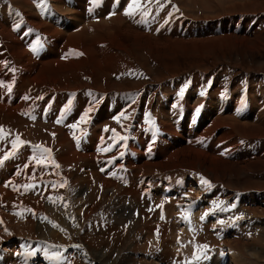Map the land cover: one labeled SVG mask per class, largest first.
<instances>
[{"label":"rangeland","instance_id":"1","mask_svg":"<svg viewBox=\"0 0 264 264\" xmlns=\"http://www.w3.org/2000/svg\"><path fill=\"white\" fill-rule=\"evenodd\" d=\"M108 1L94 0L88 5L83 0L75 3L83 9L88 18L97 19L99 22L106 16L114 18L116 15L114 9L111 11L105 9L104 5ZM144 1L143 7L149 8L153 14L149 18L152 22L157 10L155 4H163L171 10L167 14H172L169 17L166 14L167 18L165 17V22L169 20L165 27V30H171L169 35L189 39L188 33H193L195 29L188 31V26L184 25L182 29L186 30L180 35L177 30H182L181 18L194 23V27H197L198 33L201 34L206 28L213 26L214 30L206 31V35L197 38L206 41L205 47L210 50L191 51L185 49V46L177 47L173 43L174 48L170 46V49H173L171 54L158 58L154 57L148 48L123 47L112 54L109 70L102 71L97 69L98 66L89 63L83 67L78 65L72 72L62 73L58 78L60 82L55 87L51 85L46 87V83H41L39 86L41 88H36V91L24 93L26 105L19 110V119L11 121L16 122V128L9 125L5 119L0 121V159L7 156L8 160L5 162L8 165L11 162L14 164L12 166L10 164L12 168L9 166L10 171L6 174L10 178L0 180L4 191L5 189L13 191L11 178L19 172L17 196L10 194L6 198L5 192L2 194V198H6V204L12 202L19 204V218H17L19 232L16 234L7 232L3 236L6 240H3L0 246L7 253L12 250L17 258L22 255L21 261L17 260L16 264H26L23 261L25 256H32L30 264H44L45 261L47 264H62L66 257H70L76 264H85V255L93 258L92 264H114V261L115 264L131 262L133 264H238V262L234 263L232 253L245 256L243 264H264V219L260 214L256 219L251 215L247 204L245 203L246 207L243 205L244 199L249 200L253 195L251 193L256 191L261 192L260 199L262 203L264 201V154L260 155L264 150V139L241 143L234 151L229 152L227 159L239 160L243 163L248 158L249 166L239 168L235 165L227 173H220L218 167H214L216 169L213 175L219 180L217 183L212 182L200 171L192 172L191 179L188 178L190 176L187 173L178 172L179 175L177 172L172 173L178 176L174 181L172 180L174 184L183 187L185 185L187 188L191 186L187 191L191 190L192 194L197 193V196L199 190L205 191L206 195V190H211L212 187L207 196L213 198L215 194L213 199L217 201V209L207 205L200 207L204 215L200 218L202 223L196 227L195 237L198 240H195V244L198 245H195L194 251L189 248L190 244L180 247L170 237L172 235L170 233L166 234L169 236L166 249L162 240L155 236L152 237L153 246L150 249V244L147 247L146 244L141 243L145 239V233L125 229L127 222L118 215L119 209L111 208L118 201L116 197L111 196V191L119 184L117 183L119 178L127 183H124L125 189L155 188L153 187L155 181L148 178L150 170L146 166L142 168L138 162H133V152L122 151V144L128 142L131 144L137 141L134 139H138L140 134L142 136L145 132H152V128L143 127L148 123L147 115L152 111V108H149L144 120L138 123L140 127L137 133H131L134 131L137 113H140L141 100L146 98L148 106L162 107L165 104L172 107L175 94L173 92H179V94L187 93L186 104L192 103L193 94L196 91L195 95H197L198 91L194 83L201 84L199 89L204 93L212 90L216 82L224 84L225 89L238 88L239 91H243L253 83L260 91H264V0H193V3L197 4L196 7L192 6V2L185 6L181 0H142L139 7ZM206 1L214 8L203 7L205 3L207 4ZM229 1L243 6L239 11L234 12L233 9L230 10ZM225 7L229 8L225 9ZM126 10L127 8L122 9L121 13ZM238 21L239 23L243 21L237 30L246 33V39L231 38L220 42L219 37H228L234 33ZM154 24L159 25L157 22ZM36 33L41 36L44 32L39 29ZM64 33L65 36L73 38L75 32L68 30ZM166 37L170 36L166 35ZM210 44L216 45L212 47ZM198 45L202 46L201 43ZM27 57L29 59L28 55ZM9 62L13 63V68L10 66V69L14 71L16 77L32 67L31 60L27 63L15 58ZM36 72L34 71L33 74ZM109 80L115 82L114 84L124 91L121 89L120 92L102 91L99 86H106ZM66 85L69 90L60 89ZM50 88L51 90H48ZM236 93L228 92L224 95L232 98ZM41 94L44 96L39 100ZM0 96L2 100L0 104L8 106L7 109L14 108L19 102L12 97L6 99L9 93L0 92ZM121 102L128 103L127 107L132 109L131 114H127L120 107ZM90 108H94L93 112H85ZM18 142L19 147L16 146ZM44 149H49L50 152H45ZM48 158L50 161L42 164ZM87 176L91 178L83 181ZM168 177V175L164 176V178ZM203 180H207L208 183H203ZM132 182H135V185ZM194 182H197V186ZM86 187H88L87 191ZM254 187L257 188L255 192L252 190ZM223 191L231 198L221 202L217 194ZM132 201L127 200L123 204L124 211L121 214L129 212ZM51 204L55 208L58 204L57 211L56 209L55 212L49 211V209L53 211ZM258 206L262 209L260 204ZM219 209L225 213H216ZM0 212L3 214V209L0 208ZM56 216H59L58 221H63L64 232L55 230ZM224 217L229 218L230 221ZM210 224H213L214 229ZM10 226L12 223H9ZM24 227L25 230L34 228L31 235H27L29 232L24 231ZM182 230L180 232H183ZM121 231L125 234H118ZM111 232L116 233L112 235ZM32 237L45 239L48 243L47 247L38 249L39 240H31ZM184 240H180V243L182 244ZM235 240L242 242L238 249H232L233 245L226 242ZM144 246L150 252L143 253ZM230 249L234 251L230 253ZM160 254L162 256H159ZM170 254L171 258L168 257Z\"/></svg>","mask_w":264,"mask_h":264},{"label":"bare ground","instance_id":"2","mask_svg":"<svg viewBox=\"0 0 264 264\" xmlns=\"http://www.w3.org/2000/svg\"><path fill=\"white\" fill-rule=\"evenodd\" d=\"M75 1L79 2V0H0V92L3 94L9 93L6 99L12 97L14 100L19 101L12 109H7L8 106L0 104V121L5 119L9 125L16 128V122L11 121L17 118L19 119V110L26 105V100H24L25 96H23L24 93L27 94L28 91L33 92L41 83H46V87L48 85L55 87V85L59 84L60 81L58 78L62 73H70L78 65L83 67V65L86 66L87 63H89V65L98 66L97 69L102 71L109 70V64L112 62L110 58L113 53L115 54L117 49L123 47L132 48L133 46L137 48H148L153 53L154 57L158 58L171 54L173 49H170V46L173 47V43L177 47L180 45L185 46V49L188 48L191 51L210 50L205 47L206 41H200L197 40V38L200 39L204 36L203 34L206 35V31L214 30L213 26H209L201 34L198 33L197 27H194V23L187 20L185 21L184 18H181V29L184 25L188 26V31L195 29L192 31L193 33L187 32L189 34V39H183L182 36L176 37L169 35L168 33H170L171 30H165L169 20L165 22V17L167 18L166 14H169L171 10L167 8L168 6H164L163 4H155L157 10L154 14L155 19L152 22V20H149L153 15L151 10L145 6L143 7L145 1L141 4V7H139V3L142 2V0H116L117 3H115V0H109L105 3L104 7L108 11L114 9L116 15L114 18L112 16H110V18L106 16L102 21L97 22V19L88 18L83 9H81ZM83 1L88 5L94 0ZM181 1L185 6H188L190 2H192V6H197V4L193 3V0ZM228 4L230 10L233 9L234 12L239 11L243 6V4L233 3L231 1H229ZM203 7H210V9L214 8L209 2H207V4L205 3ZM126 8L127 10L121 13L122 9ZM228 8L225 7V9ZM126 12H131V15H126ZM171 14L172 13H170V15ZM170 15H168V17ZM206 19L210 18L206 17ZM155 22H157V24L159 23V25L154 24ZM237 23L238 25L234 29V33L228 37H219L220 42L231 38L240 39L243 37L246 39L247 34L239 32L240 29L237 30V28H240L239 25L243 24V21L240 23L238 21ZM80 25L82 26L81 28L78 27ZM39 29L44 32L41 36L36 33ZM68 30H73L75 32L73 38L65 36L64 32ZM185 30L186 29L183 28L177 31L180 35H183ZM166 35L170 37L167 38ZM198 43H201L202 46L198 45ZM215 45L213 44L211 46L214 47ZM33 47H35V51H33ZM15 58L27 61V63H29L30 60L32 61V67L19 73V77H16L14 71L10 69L11 67L13 68V63H8L9 60H14ZM34 71L37 72L33 74ZM114 83L115 82L109 80L106 86L103 87L101 85L99 88L102 89V91L110 90L120 92L122 88ZM193 85L198 90L197 95H195V91L192 97V101L196 105L193 102V104L190 102L186 104L188 96L185 97V94L187 95V93L181 95L179 92H173L175 94L173 95L172 107H169V105L166 106L165 104L164 106L161 105L162 107L157 105L148 106L146 104V98L141 100V102H139L141 103L140 113H137L134 131L131 133H137L140 127L138 123L144 120V116L147 115V110L149 108H152V111L147 115L148 123L144 124L143 127L144 129L152 128V132H145L142 136L140 134L138 139H134L137 141L131 144H129V142L122 144V151L126 152V150H129L128 152L134 153L132 157L133 162H138L142 168L146 166L150 170V176L148 175V178L155 181L153 185L155 188L149 190L147 188L125 189L124 185L127 183H125L122 178H119L117 180L119 184L113 187L111 191V196L116 197L118 201H116L111 208L116 207L119 209L118 215L123 217L127 222L125 229L128 231H141L145 233V239L142 240L141 243L146 244V246L150 244V249H152L153 246V236L157 239L160 238L163 247L166 249L168 245L167 239L169 238L166 234L170 233L172 234L170 237L173 238L176 244H179L180 247L181 245L186 246L190 244L189 246L191 247L189 248L194 251L195 245L197 244H195V240H198L195 237L196 227L199 223H202L200 222V218L204 215L200 207L207 205L213 209L215 207L216 209L218 208L216 204L217 201L213 199L215 194L213 198L207 196L208 193L211 192L212 187H210L211 190H206V195L205 191L199 190L198 196H202L199 198L197 193L195 195V193L192 194L191 190L187 191L191 186L187 188L185 185L183 187L179 186L177 183L174 184L172 180L174 181L178 176H174L172 173L182 172L190 176L192 172L200 171V173H204V176L211 179L212 182L217 183L218 179L216 180V177L213 175V171L217 167L220 173H227L235 165L239 168L249 166L248 158L245 162L243 161V163L241 161L239 162V160L231 161L227 159L226 157H228L229 152L234 151L241 143H249L251 140L260 141L264 139V91H260L257 85L252 83V85H248L243 91H239L240 89L238 88L229 89L227 87L225 89L224 84L216 82L214 88L207 93L199 89L201 84L194 83ZM259 85L261 84L259 83ZM67 88L68 86L66 85V87H61L60 89L69 90ZM48 90H51V88ZM228 92L230 94L238 93L231 98V96L224 95ZM41 95L39 100L44 96L43 94ZM19 96H21L22 99L19 100ZM171 96L172 95H170V98ZM1 102L0 96V103ZM127 106V102L125 104L121 102L120 104V107L125 110L127 114H131L132 109ZM93 109L94 108L87 109L85 112H93ZM89 117L90 115L87 116V118ZM16 146L19 147V142ZM261 152L260 155H263L264 150ZM49 158L42 162V164L48 163L50 161ZM5 160H8V158L0 159V180H7L10 178L7 177L6 174L10 171V167L14 165L11 161V166L10 164L8 165ZM111 163L113 164V162ZM15 174L16 175H13L11 178L13 191L6 189L4 191V187L0 181V208L3 209V214L0 212V245L3 240H6L3 236L6 235L7 232L11 231L12 234L19 232V219H17L19 218V204L13 202L11 204H6L5 202V199L8 198L10 194L14 197L18 194L16 192L18 190L19 172ZM165 175L169 177L164 178ZM90 178V176H87L85 179H82L83 181L86 179L88 181ZM114 178L115 177H113V179ZM188 178L191 179L192 177L190 176ZM132 183L135 185V182ZM194 185L197 186V182H194ZM87 189L88 187H86V191ZM252 190L255 192L257 188L254 187ZM3 192H5V199L2 198ZM81 192L83 193V191ZM260 193L258 191L251 193L253 194L252 197H250L249 200L244 199L243 202L244 206L245 203L247 204V208L252 213L251 215L256 219L258 214L264 219V201L262 203ZM217 196L221 198V202L231 198V196L224 191L219 192ZM127 200H133L132 207L128 213L121 214L123 213L122 211H124L123 204H125ZM187 204H189L188 207ZM259 204L262 206L263 210L260 209L258 206ZM53 206L54 205L51 204V209L53 211L49 209L50 212H55L54 209L58 207V204L56 208ZM220 212L224 211L219 209L216 213ZM16 214L17 216H14ZM58 217L55 218L56 222H54L55 230L59 229L64 232L62 229L63 221H58ZM227 217H229V215ZM224 218L229 220V218ZM9 223H12V226L9 227ZM181 226L185 227L183 228ZM20 229L22 232V227H20ZM180 229L183 232H180ZM23 230L29 232L27 235H31L34 228L25 230L24 227ZM114 233L116 232H111L112 235ZM120 233H123V231L118 232V234ZM22 235L25 237L27 236L24 234ZM36 239L37 238H31V240ZM81 240H79V242H81ZM180 240H184L183 243H185L181 244ZM226 242L227 244L233 245L232 249H238V247L242 245V242L239 240L229 241V243L228 241ZM47 245L48 243L45 239H40L37 243V248L44 249ZM146 246L142 249L143 253L150 252L147 250ZM232 249H230V253L234 251ZM4 250L5 249L0 246L1 264H16L18 262L17 260L21 261V254L20 257L18 256L17 258V256L15 257L13 255L14 253H12V250L10 253ZM134 254H136L135 251ZM159 256L162 255L160 254ZM232 256L234 263L238 262V264H243L245 256L242 257V255L235 253H232ZM31 257L32 256H25L23 257V261L26 264H30ZM168 257L171 258V254ZM41 259L42 258H40V260ZM92 259L91 256L85 255V264H92ZM43 261L45 260L43 259ZM44 264H47L46 261ZM62 264L76 263L70 257H66ZM129 264L133 263L131 262Z\"/></svg>","mask_w":264,"mask_h":264},{"label":"snow or ice","instance_id":"3","mask_svg":"<svg viewBox=\"0 0 264 264\" xmlns=\"http://www.w3.org/2000/svg\"><path fill=\"white\" fill-rule=\"evenodd\" d=\"M129 7H131V6H129ZM125 14H126V15H131V12H126ZM33 51H35V47H33ZM182 94H183V93H181V95H182ZM17 139H19V137H17ZM44 151H45V152H50L49 149H44ZM5 159H7V156L5 157ZM34 159H35V157H34ZM202 182L205 183V184L208 183L207 180H203Z\"/></svg>","mask_w":264,"mask_h":264}]
</instances>
